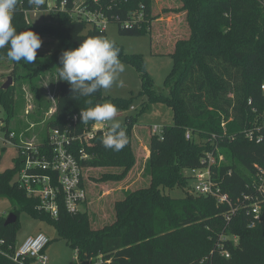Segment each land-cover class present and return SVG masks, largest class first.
<instances>
[{
  "label": "trees",
  "instance_id": "16d2710c",
  "mask_svg": "<svg viewBox=\"0 0 264 264\" xmlns=\"http://www.w3.org/2000/svg\"><path fill=\"white\" fill-rule=\"evenodd\" d=\"M63 1H66L65 10L60 9ZM75 1L56 0L55 24L35 27L25 20L26 12L44 10L46 1L40 9H34L23 0L13 18L18 32L30 27L39 35L48 34L57 40L51 62L43 66L56 77L63 51L78 47L88 37L105 36V31L88 29L85 22L71 19L69 12ZM175 3L176 8L163 6L155 10L154 0L85 1L88 9L101 12L109 23H116L119 34H147L152 41L154 34L169 45L166 55L172 58L173 67L165 81V92L156 89L141 56L125 54L118 46L119 58L134 63L140 73L141 96L148 101L144 109L161 102L173 112L172 125L163 127L162 140L153 136L150 128L138 129L141 112L134 114L137 110L121 123L129 139L121 151L103 147L98 134L86 148L88 158L80 162L88 194L84 209L70 215L62 205L57 219L38 210L40 199L30 198L18 187L21 164L18 158L15 168L0 172V198L13 205L12 213L18 221L20 212L27 211L41 222L52 223L59 239L77 252V261L81 264H264V222L249 229L248 218L243 213L227 222L229 208L213 198L193 195L189 187L192 179L185 173L202 168V158L207 154L223 155L224 161L214 169L215 178L222 181L223 191L235 201L246 191L254 165L264 166V142L256 144L246 138L258 115L264 113L261 89L264 86V0H175ZM134 14L142 17L137 25L124 27L126 22L136 19ZM168 19H171L169 24ZM6 52L7 47L0 50V62H11L14 85L8 90L0 87V109L4 112L7 130L15 135V142H19L21 135L30 140L31 125L42 122L47 133L41 134L38 142L43 144L48 142L51 129L66 127L75 116L80 132L85 126L97 123H83L80 111L89 107L86 103L89 99L92 106L105 102L102 90L91 97H82L60 80H57L55 116L44 121L51 105L35 88V76L43 67L35 68L24 61L12 62ZM17 81L28 82L35 96L34 110L31 113L26 110L27 115L26 105L16 100ZM110 102L117 106L118 112H129L132 107L122 99ZM21 113H25V119L19 118ZM141 141L149 151L145 159L138 155ZM79 147V144L74 146L77 155ZM134 177L133 184L144 180L140 186L148 185L123 190L122 197L114 203V220L94 229L95 219L89 210L93 199L89 193L90 182L131 185ZM176 188L185 189V197L178 199L167 194ZM5 220L0 218V241H3L0 264H13L4 252L11 254L18 245V221L5 226ZM223 234L236 235L238 242L222 241ZM223 250L229 252V258L222 255Z\"/></svg>",
  "mask_w": 264,
  "mask_h": 264
},
{
  "label": "built area",
  "instance_id": "2783aa9c",
  "mask_svg": "<svg viewBox=\"0 0 264 264\" xmlns=\"http://www.w3.org/2000/svg\"><path fill=\"white\" fill-rule=\"evenodd\" d=\"M48 2V0H45ZM66 1L61 2L60 9L65 10ZM71 19L85 22L91 27L105 31L107 18L98 11L88 9L85 1L76 0L74 8L69 12ZM128 21L124 24L126 28H133L137 20ZM264 92V86L261 87ZM133 106L129 112H118L116 118H126L134 112ZM55 113V108L51 114ZM108 122L95 123L92 126H85L80 132L78 130V117H73V122L64 128L51 129L48 132L46 144L38 141H29L20 137L15 142L14 133L7 130L4 117L0 116V144H12L19 151L20 170L17 177L18 187L30 198H39L38 210L49 214L53 219L59 217L60 206H64L70 215H77L82 212L87 201V190L83 183V167L80 162L88 158L86 148L91 146L98 134L101 136L107 131ZM151 134L163 139V128L154 125L150 127ZM23 138V139H22ZM190 138V134H187ZM250 142L260 144L264 142V113L258 115L257 121L252 130L246 133ZM75 144H79L78 155L74 152ZM218 153V147H216ZM224 161L223 155L217 157L214 154H207L202 158V168H195L188 171V175L194 182L191 193L195 196L213 198L219 205L229 208L226 214L227 222H232L237 215L243 213L248 218V228L254 229L264 221V166L254 165V173L249 183L246 184V191L238 196L235 201L223 191L221 182L215 178L214 169ZM231 175V171L228 172ZM222 241L233 240L238 242L236 235L223 234ZM50 239L43 233L28 237L22 244L15 247L10 254L4 252L13 264H47L48 257L46 248ZM3 241H0V246ZM225 258H229V252L222 251ZM81 264V263H79ZM88 264V263H84ZM90 264V263H89Z\"/></svg>",
  "mask_w": 264,
  "mask_h": 264
},
{
  "label": "rangeland",
  "instance_id": "374dc122",
  "mask_svg": "<svg viewBox=\"0 0 264 264\" xmlns=\"http://www.w3.org/2000/svg\"><path fill=\"white\" fill-rule=\"evenodd\" d=\"M46 5L47 7L44 10L26 12L25 20L27 24L35 27L45 24H55L54 18L58 13L55 7L56 0H48ZM154 5L155 10H160L163 6H173V8H176L177 6L175 0H154ZM134 17L138 18L137 14H134ZM169 23H171V19H168L167 24ZM90 27L91 26L89 25L87 26L88 29ZM40 37L42 39V45L37 50L36 61L31 63V66L35 68H41L51 62V55L57 49V40L53 36L41 34ZM105 37L114 40L117 46H121V49L125 54L141 56L144 60L146 71L152 78L156 89L158 91L165 92V81L171 73L173 67L172 58L166 55L168 53L167 46H169L166 44V42H164L162 39H158V37L154 34L152 35L153 41L147 34L140 36H123L119 34L118 25L116 23L109 22L106 24ZM152 52L160 53V55L153 54ZM120 60L125 65V71L119 77V79L123 81V86H119L117 82L113 84L111 89L102 90L103 97L106 98V101H110L112 99H122L130 102L137 110L134 112V114H139L141 112L139 114L138 127H144V130L146 131H148V129L154 125H157L161 128L172 125L173 112L167 104L158 102L148 105L144 109L148 101L145 96H141L140 73L134 63L122 58H120ZM12 69L13 66L11 62L1 60L0 87L3 86L9 77H11L10 73ZM35 79L36 91L51 105L49 111L45 113L43 119L47 122L55 116V114H51V111L54 108L55 95L57 92V77L48 68L43 67L37 76H35ZM12 85H14V82ZM15 86L17 88L16 100L22 102L23 105H26L24 108L25 113L26 110H29L31 113L34 110L35 102V96L31 86L28 84V82L23 81H17ZM3 113L4 112L2 109H0L1 116H3ZM25 113L24 115L21 113L19 118L25 119ZM117 120L121 122L124 121L123 118H119ZM30 131H32V137L28 138L30 139L29 141H40V135L47 133V129H45V124L43 122L38 126L31 125ZM138 152L139 156L143 157L144 159L147 158L146 149L143 148ZM18 155V149H16L12 144H0V172H5L15 168V160L18 158ZM185 173L188 174L187 171ZM134 178L135 179H133L131 185L128 183H126V185L125 183H122L121 185H115L114 183L96 184L92 182H90V185L89 183V193L93 198L90 201L89 210L92 214V217L95 219L93 223L94 229L101 228L114 220V203L117 199L122 197L123 190H132L133 188L137 189L139 187L148 185L147 183L146 185L144 184L140 186L143 184L144 180H140L136 184H133L134 180H136V177ZM193 184L194 182L190 180L189 187L192 188ZM167 194L172 198L180 199L185 197L186 190L183 188H176L175 190L167 192ZM13 210V205L9 202V200L0 198V218H7ZM39 231H42V233L51 240L47 247V249L50 248L47 250V264H79L77 261V252L69 248L65 241L59 239L57 230L52 223L47 221L41 222L29 212L21 211L19 214L17 229L18 245L19 243L22 244V242L25 241L30 235ZM33 264L39 263L34 262Z\"/></svg>",
  "mask_w": 264,
  "mask_h": 264
},
{
  "label": "clouds",
  "instance_id": "9594fccd",
  "mask_svg": "<svg viewBox=\"0 0 264 264\" xmlns=\"http://www.w3.org/2000/svg\"><path fill=\"white\" fill-rule=\"evenodd\" d=\"M23 0H0V50L7 47V59L12 62L24 61L31 64L37 59V50L42 45L40 35L29 27L18 32L13 24V18ZM34 9H40L45 0H27ZM120 48L114 40L105 36H94L83 39L76 48L62 52L57 79L67 82L74 94L91 97L100 90L111 89L117 83L123 86L119 79L125 71V65L120 60ZM89 105L80 111L83 123L94 121L108 122L107 131L100 137V143L106 149L121 151L129 143L125 127L116 119L118 108L110 101Z\"/></svg>",
  "mask_w": 264,
  "mask_h": 264
},
{
  "label": "water",
  "instance_id": "95a60500",
  "mask_svg": "<svg viewBox=\"0 0 264 264\" xmlns=\"http://www.w3.org/2000/svg\"><path fill=\"white\" fill-rule=\"evenodd\" d=\"M12 83H13V79H12V77H9V78L7 79V81L3 84V86H1V89H2V90H8V89L12 86ZM17 221H18V217H17V215L14 214V213H11V214H9V216L6 218L4 225H5V226L13 225V224H15Z\"/></svg>",
  "mask_w": 264,
  "mask_h": 264
},
{
  "label": "crops",
  "instance_id": "0c3cea01",
  "mask_svg": "<svg viewBox=\"0 0 264 264\" xmlns=\"http://www.w3.org/2000/svg\"><path fill=\"white\" fill-rule=\"evenodd\" d=\"M116 119H119V118H116ZM123 119H124V121H125V118H123ZM124 121H123V122H124ZM120 122H121V121H120ZM123 122H121V123H123ZM138 129H143V127H141V128L138 127ZM141 142H142V143L140 144V148H141L140 150H142V147L144 146V149H146V151H147V157H148V156H149V151H148L147 147H145L144 142H143V141H141ZM140 150H139V151H140ZM38 233H42V231H39V232L33 233V234L30 235V236H34V235H36V234H38ZM30 236H29V237H30ZM23 242H24V241H23ZM23 242H22V243H23ZM19 244H21V243H19ZM48 249H50V248H48ZM48 249H46V255H47V250H48Z\"/></svg>",
  "mask_w": 264,
  "mask_h": 264
}]
</instances>
